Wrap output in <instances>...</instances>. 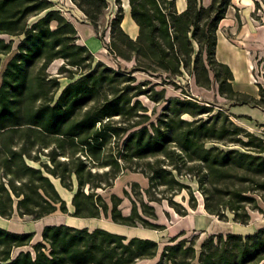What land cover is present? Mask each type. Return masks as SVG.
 Here are the masks:
<instances>
[{
	"label": "trees",
	"instance_id": "trees-1",
	"mask_svg": "<svg viewBox=\"0 0 264 264\" xmlns=\"http://www.w3.org/2000/svg\"><path fill=\"white\" fill-rule=\"evenodd\" d=\"M71 2L97 32L107 1ZM230 2L185 0L179 11L175 0H127L137 35L132 38L122 28L118 8L109 24L107 44L114 57L133 62L127 70L94 62L91 51L79 42L74 23L52 1L0 0V35L10 38H0V53L13 52L0 83V216L9 218L16 212L37 220L57 210L67 213L52 177L73 191L71 216L104 215L117 224L156 229L160 226L147 217H157L149 202H159L158 193L185 215V207L171 197L188 189L193 201L189 205L196 208L193 192L179 179L182 172L195 180L210 215L224 219L230 212L235 221L246 223L248 208L260 210L264 138L218 120L220 111L213 113L212 106L192 98L165 99L164 88H143L148 81L135 83L132 75H157L164 84L178 88L176 78L188 72L197 86L208 88L214 80L228 100L258 104L259 100L233 88L231 69L216 57L219 24ZM14 38L18 40L13 51ZM57 59L63 60L57 73L68 79L64 86L58 76L47 73ZM142 94L166 102L155 122L110 120L144 115L137 113L146 111L137 98ZM204 113L207 119L196 118ZM184 114L191 120L182 118ZM41 154L47 161L41 160ZM150 157L155 159L141 170L148 180L144 190L148 202L141 196L138 203L130 198V212L125 215L119 208L122 198L112 194L109 203L97 190L110 187L121 169L137 164L134 159ZM124 194L129 195L127 190ZM33 235L0 226V264H136L145 259H153L152 264H258L264 260V227L246 235L210 234L199 249L194 237L178 239L180 232L161 251L153 239L128 237L101 226L48 224L40 241L33 243ZM27 245L30 249L12 254L14 248Z\"/></svg>",
	"mask_w": 264,
	"mask_h": 264
},
{
	"label": "rangeland",
	"instance_id": "rangeland-1",
	"mask_svg": "<svg viewBox=\"0 0 264 264\" xmlns=\"http://www.w3.org/2000/svg\"><path fill=\"white\" fill-rule=\"evenodd\" d=\"M107 7L104 14L97 22V32L93 38H87L86 41L90 45H94L95 55H93L94 62L101 61L107 66L114 69L126 68L130 70L133 65L132 61H126L121 58H116L110 54L107 49L109 42V24L117 13L118 8L121 9L123 19L121 26L125 32L133 37L130 32V26L127 24L129 19V8L127 0H119V4L115 0H106ZM54 8L57 9L67 20L74 23V25L87 23L85 15L71 2V0H52ZM177 9L184 6L185 0H175ZM204 4H208L210 0H201ZM131 22V21H130ZM55 24L53 23L52 26ZM225 41L224 45L219 44L216 48V57L218 60L226 63L233 73V88L239 92L245 93L248 96L259 100L258 104H244L241 102L230 101L220 95L218 86L213 80L208 88L197 86L193 77L184 72L181 76L176 78L178 88H174L171 84H164L163 77L157 75H148L144 72H134L132 75L135 77V83L145 82L142 87H152L153 90H165V99L178 97V98H192L199 104L212 106L213 113L220 111L218 120H228L236 125L242 126L247 131H250L258 136L264 138V0H231L227 9L225 18L220 22L218 32ZM8 41L10 38L6 35H0ZM13 51L15 50L17 38L13 39ZM77 42V41H76ZM79 43V42H78ZM80 44V43H79ZM89 46V45H88ZM104 49L105 52L100 53L99 50ZM13 52L6 54L0 53V83L1 75L5 68L6 63L12 56ZM63 63L62 59L53 61L47 69L50 77L58 76L61 86H64L68 79L58 74V68ZM141 104L146 108V111H138L139 114L144 115H129L125 117L114 116L110 120L116 122L120 120H130L131 122L137 120H148L145 124L155 122L159 115L163 112V107L166 105L165 101L154 102L146 95L142 94L137 97ZM241 99H248V97H240ZM249 100V99H248ZM91 105V104H90ZM77 113L80 116L85 109ZM207 114L198 115L196 118L207 119ZM225 117V118H224ZM182 118L191 120V116L184 114ZM112 143V142H111ZM236 147V146H233ZM42 161H47L46 156L40 155ZM61 159H63L61 157ZM155 159L150 157L146 159H134L133 162L137 164L131 168H124L119 171L116 178L113 180L110 187L98 189L97 191L102 197L110 203L112 194L122 198L119 208L122 213L127 215L130 212L131 202L130 198L138 203L139 196L142 197L144 202H148L147 195L144 190L148 187V180L141 172L145 168L147 161ZM38 166V162H32ZM99 172L107 170V168H95ZM56 186L59 194L65 200L67 206V213L60 210L50 214L48 218L45 216L34 220L30 216H19L16 212L9 218L0 216V226L14 232H31L33 233L32 242L40 239L42 228L46 224L54 223H69L73 226H88L93 228L96 226L104 227L110 231L127 235L128 237L139 236L150 238L158 243L159 251L163 246L175 235L182 232L178 239L186 238L187 240L194 237L196 249H199L201 242L210 234L228 232L249 234L255 230L264 227V204L258 199L260 210L248 208L249 219L246 223H241L233 219L230 212H226L224 219H219L214 215L208 214L203 207V197L198 190L195 180L185 172L179 176V179L189 186L193 192V198L196 202V208L192 209L189 203L192 199L188 194V189H183L181 192L174 194L171 199L174 202L180 203L187 210L185 215H180L169 204L168 200L161 198L162 193H158L157 197L160 201L149 202L154 206L156 219L149 218L153 224H158L160 227L156 229L146 228L140 224L136 226H127L114 223L109 216L101 215L99 218H77L71 216L70 212L73 210L71 205V198L73 191L68 190L60 185L56 178L50 177ZM136 183V186L134 184ZM160 190L163 186L159 187ZM127 190L129 197L124 194ZM167 196H170L169 193ZM18 249H30V246H23L14 248L12 254H15ZM153 259H145L137 262L136 264H152ZM264 260L258 264H262Z\"/></svg>",
	"mask_w": 264,
	"mask_h": 264
},
{
	"label": "crops",
	"instance_id": "crops-1",
	"mask_svg": "<svg viewBox=\"0 0 264 264\" xmlns=\"http://www.w3.org/2000/svg\"><path fill=\"white\" fill-rule=\"evenodd\" d=\"M50 1H52V0H50ZM125 0H123V2H124ZM244 1H247V0H244ZM185 8V4H184V6L183 7H181V9H178L179 11H181V10H183ZM129 19L130 20H127V24H128V26H130V32L132 33V35H133V37L132 38H135L136 37V35H137V26H136V24L132 21V19L130 18V16H129ZM131 21V22H130ZM76 26V30H77V36L79 37V42L81 43V44H84V45H86L87 47H88V49L91 51V53L93 54V55H95V52H94V50H96V47L92 44V45H90L87 41H86V39L87 38H93V36H95V29H94V27L92 26V25H90V24H87V23H82V24H77V25H75ZM109 33V32H108ZM224 43H225V41L223 40V38L219 35V33H217V46H216V48L219 46V44H222V45H224ZM89 45V46H88ZM99 52L100 53H102L103 54V52H105V50L104 49H101V50H99ZM222 61H226L225 59H221ZM46 218H48V217H46ZM45 218V219H46ZM68 224V225H70L69 223H66V222H63V223H54V224ZM46 225H48V224H46ZM73 226V225H72ZM41 240V234H40V239L39 240H37V241H40ZM37 241H35L34 240V242H37Z\"/></svg>",
	"mask_w": 264,
	"mask_h": 264
}]
</instances>
